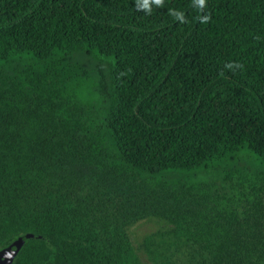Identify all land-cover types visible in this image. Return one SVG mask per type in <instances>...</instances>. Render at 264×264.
<instances>
[{
    "label": "trees",
    "instance_id": "obj_1",
    "mask_svg": "<svg viewBox=\"0 0 264 264\" xmlns=\"http://www.w3.org/2000/svg\"><path fill=\"white\" fill-rule=\"evenodd\" d=\"M150 9L0 0L12 264H264V0ZM112 187L159 228L134 243Z\"/></svg>",
    "mask_w": 264,
    "mask_h": 264
},
{
    "label": "rangeland",
    "instance_id": "obj_2",
    "mask_svg": "<svg viewBox=\"0 0 264 264\" xmlns=\"http://www.w3.org/2000/svg\"><path fill=\"white\" fill-rule=\"evenodd\" d=\"M104 195L112 196L110 202H114L116 204L115 207L121 209L122 218L129 220V234L134 243L139 241L144 235L159 228L157 220L141 215L143 213L141 203L144 201L137 198L133 192L126 188L117 189L112 187V191L106 192Z\"/></svg>",
    "mask_w": 264,
    "mask_h": 264
},
{
    "label": "water",
    "instance_id": "obj_3",
    "mask_svg": "<svg viewBox=\"0 0 264 264\" xmlns=\"http://www.w3.org/2000/svg\"><path fill=\"white\" fill-rule=\"evenodd\" d=\"M30 238H32L31 235H24L10 244L7 248L1 250L0 264H12L25 241Z\"/></svg>",
    "mask_w": 264,
    "mask_h": 264
},
{
    "label": "clouds",
    "instance_id": "obj_4",
    "mask_svg": "<svg viewBox=\"0 0 264 264\" xmlns=\"http://www.w3.org/2000/svg\"><path fill=\"white\" fill-rule=\"evenodd\" d=\"M136 2L139 8L145 11H151L150 5H156L157 7H159L163 3V0H136ZM194 3L196 6L203 8L205 4V0H194ZM172 15L175 19L180 20L181 22H184L183 14L181 12H178V11L172 12ZM204 19H207V17H205ZM230 66L231 65H229V67ZM237 67H239V65H237Z\"/></svg>",
    "mask_w": 264,
    "mask_h": 264
}]
</instances>
